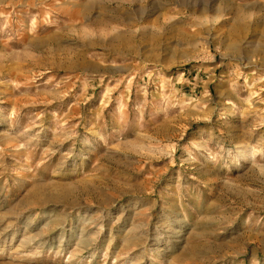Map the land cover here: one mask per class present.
<instances>
[{"label": "rangeland", "instance_id": "374dc122", "mask_svg": "<svg viewBox=\"0 0 264 264\" xmlns=\"http://www.w3.org/2000/svg\"><path fill=\"white\" fill-rule=\"evenodd\" d=\"M0 264H264V0H0Z\"/></svg>", "mask_w": 264, "mask_h": 264}]
</instances>
